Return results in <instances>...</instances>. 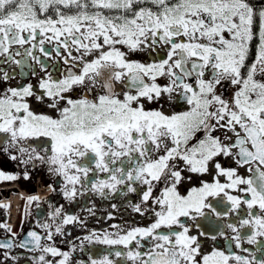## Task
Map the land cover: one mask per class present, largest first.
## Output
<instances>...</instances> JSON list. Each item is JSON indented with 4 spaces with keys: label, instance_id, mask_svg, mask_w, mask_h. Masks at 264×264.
<instances>
[{
    "label": "snow or ice",
    "instance_id": "obj_1",
    "mask_svg": "<svg viewBox=\"0 0 264 264\" xmlns=\"http://www.w3.org/2000/svg\"><path fill=\"white\" fill-rule=\"evenodd\" d=\"M0 152L69 205L28 195L0 264H264V0H0Z\"/></svg>",
    "mask_w": 264,
    "mask_h": 264
},
{
    "label": "flooded vegetation",
    "instance_id": "obj_2",
    "mask_svg": "<svg viewBox=\"0 0 264 264\" xmlns=\"http://www.w3.org/2000/svg\"><path fill=\"white\" fill-rule=\"evenodd\" d=\"M256 2L259 4L261 0H256ZM12 68H15L18 73L17 76L12 80L13 85L17 83H21V82H27L29 80L32 81L33 83H36L37 76H33L27 68L24 69V74H25L24 77L20 75L21 69L18 66L13 64ZM37 75H42V73L39 71L38 68H37ZM226 86L228 87V93L230 94L232 91V88L230 84ZM80 91H81L80 89H76L75 91L70 92L69 94L75 97L79 95ZM33 106L37 107L35 103ZM185 107H187V105L182 102L179 104L174 102L171 105H166L164 110L167 112H171L173 110L179 111V110H183V108ZM38 110L51 111L45 106H39ZM202 135H203L202 132L199 133L197 138H199ZM191 143H195V139L191 141ZM223 162L226 164H234V162L231 160H224ZM19 164H20L19 160H12L10 159L8 154L4 152H0V169L7 170V171H19L20 168L23 167L21 165L18 168L17 166ZM29 170L32 171V176L28 179L21 177L19 179H14V180L0 181V200L11 202L10 209L5 210L4 208L0 207V221H6L9 224H11L13 231H16V232H21L22 230L26 232L29 228H36V230L38 231H43L42 228H40L37 224H35L36 212H37L36 202H33L31 205H28L29 215L25 217V207L28 204L26 197L28 195L38 194L40 196H48L54 202L65 204L66 207L69 206L68 202L65 201L61 196L50 192V190L48 189L47 185L52 182L53 178L47 172L45 167L38 166L36 169H31L29 167ZM239 170L245 176L252 174L245 167H240ZM205 178H209V177H205ZM57 187H59V185H57ZM156 194H159L158 189L156 190ZM235 194H242V193H235ZM15 195L17 196L15 197ZM76 207H79V205H77ZM124 207L126 208V205ZM47 211H48V203L47 201H42L41 208H40L41 219L47 218V215H46ZM127 212H128V215H117L115 217V220L117 222L121 220L127 222L125 226L131 225L136 222H139V223L149 222L147 219H138L137 214L133 213L130 208H127ZM96 219L99 220V223H96L95 221H93L89 223L88 225L89 228L91 227L110 228L111 227V224H112L111 220H103V219H100V217H97ZM202 223H203V227L207 230H214L216 227V225L208 223L207 221H204ZM191 231L195 233L198 231V229L193 227ZM79 234L80 233L78 230L76 229L73 230L74 236H77ZM3 235H4V230L0 228V237H2ZM201 239H205V238L201 237ZM218 239L220 240V243L214 245V242L211 240V238L210 237L207 238V243L204 245V249L210 250L212 246L223 247L224 246L223 237H219ZM245 246L248 247L250 245H248L247 242H245ZM106 247H107L106 245L97 244L93 247L92 250L95 252V254L100 255L103 249Z\"/></svg>",
    "mask_w": 264,
    "mask_h": 264
},
{
    "label": "bare ground",
    "instance_id": "obj_3",
    "mask_svg": "<svg viewBox=\"0 0 264 264\" xmlns=\"http://www.w3.org/2000/svg\"><path fill=\"white\" fill-rule=\"evenodd\" d=\"M16 196H17V195H15V197H16ZM15 197H14V198H15Z\"/></svg>",
    "mask_w": 264,
    "mask_h": 264
}]
</instances>
